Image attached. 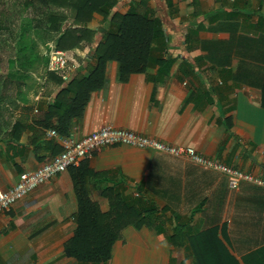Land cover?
<instances>
[{"label": "crops", "instance_id": "1", "mask_svg": "<svg viewBox=\"0 0 264 264\" xmlns=\"http://www.w3.org/2000/svg\"><path fill=\"white\" fill-rule=\"evenodd\" d=\"M134 3L124 0L114 9L124 14ZM148 5L160 18L166 41L155 47L154 57H175L170 68L151 66L122 80L118 63L108 61L102 87L90 92L65 134L57 132L55 116L43 119L58 91L46 94L45 75L35 94L23 93L0 112L1 191L61 151L50 130L80 140L105 126L191 147L264 179V0H169V8L165 0H148ZM102 19L94 14L88 23L95 38L107 26ZM87 50H70V64L77 65L70 80L76 70L86 74L79 63ZM22 116L28 119L16 121ZM111 188L157 207L167 231L129 225L109 260L98 264H264L263 187L241 182L232 189L226 176L185 157L128 145L103 148L4 212L0 264H93L66 255L65 246L74 236L80 200L86 197L107 213ZM177 224L185 225L186 238L209 230L214 237H201L193 256L187 241L176 248L166 239Z\"/></svg>", "mask_w": 264, "mask_h": 264}, {"label": "trees", "instance_id": "2", "mask_svg": "<svg viewBox=\"0 0 264 264\" xmlns=\"http://www.w3.org/2000/svg\"><path fill=\"white\" fill-rule=\"evenodd\" d=\"M117 0H25L24 4L38 10L56 7L55 11L46 15L49 33H59L61 24L69 21L70 28L59 33L55 42L58 51L84 50L88 48V57L83 69V75L76 70L75 75L64 84L60 73L47 72L45 78L46 94L57 89L54 103L43 113V119L57 118L58 133L65 134L72 117H80L90 92L102 87L104 71L108 61H116L119 66L120 79L129 74L143 73L148 67L158 66L159 70L170 68L175 57H154V50L162 48L166 43L162 30V22L156 17L148 5V0H138L129 7L126 13L111 12L117 5ZM169 8V0H165ZM94 14L102 16L101 24H106L95 31L88 28V23ZM169 16H171L168 13ZM156 47V48H155ZM29 56V55H28ZM78 58V57H77ZM79 59V58H78ZM91 59L95 62L91 63ZM82 60V59H79ZM261 106L264 108V82L262 85ZM26 114L30 108L25 107ZM22 116L16 121H25ZM35 121H40L35 120ZM43 121V120H42ZM108 198L112 201L110 210L102 213L97 205L86 197L80 200L78 212L74 215L76 229L74 236L65 246V254L75 258L79 263L106 262L111 255L114 242L119 238L120 231L132 225L154 228L157 233L166 234V222L156 216L157 207L140 205L136 199L122 197L115 189L108 190ZM185 225L177 224L166 239L176 248L189 243L193 256H197L196 244L201 237H214L215 231L199 233L195 236H185Z\"/></svg>", "mask_w": 264, "mask_h": 264}, {"label": "built area", "instance_id": "3", "mask_svg": "<svg viewBox=\"0 0 264 264\" xmlns=\"http://www.w3.org/2000/svg\"><path fill=\"white\" fill-rule=\"evenodd\" d=\"M67 55V51L52 49L49 55L47 72L60 73L63 80H65L67 74L64 69L68 63ZM70 61L72 62L71 56ZM49 134L57 140L61 146V151L43 163L38 169L20 173L17 182L10 189L0 190V216L37 186L67 171L70 167L79 166L103 148L115 145H128L173 157H185L196 165L226 176L228 185L232 189L236 188L241 182L264 188V179L223 164L218 160L204 157L191 147L173 146L133 131L105 126L80 140L60 136L56 130H50Z\"/></svg>", "mask_w": 264, "mask_h": 264}, {"label": "rangeland", "instance_id": "4", "mask_svg": "<svg viewBox=\"0 0 264 264\" xmlns=\"http://www.w3.org/2000/svg\"><path fill=\"white\" fill-rule=\"evenodd\" d=\"M117 1L118 6L124 0ZM125 1L130 4V0ZM24 2L25 0H0V112L8 110L11 101L18 99L23 93L30 96L38 91L47 74L50 51L55 48L59 33L70 28L69 21H65L61 24L59 33H49L46 30L49 22L45 16L55 11L56 7L38 10ZM117 6L111 12L118 13L114 9ZM119 11L120 14L123 13L122 10ZM100 28L101 26L98 30ZM68 51V63L64 69L68 77L64 81L67 82L70 80V70L73 66L77 67L70 64V56L73 54L70 55V50ZM88 52L87 50L83 55L84 62ZM84 62L79 63V68H82ZM121 195L127 198L122 193Z\"/></svg>", "mask_w": 264, "mask_h": 264}]
</instances>
